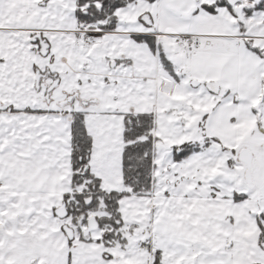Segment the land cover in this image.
I'll list each match as a JSON object with an SVG mask.
<instances>
[{
  "label": "snow or ice",
  "instance_id": "1",
  "mask_svg": "<svg viewBox=\"0 0 264 264\" xmlns=\"http://www.w3.org/2000/svg\"><path fill=\"white\" fill-rule=\"evenodd\" d=\"M0 264H264V0H0Z\"/></svg>",
  "mask_w": 264,
  "mask_h": 264
}]
</instances>
